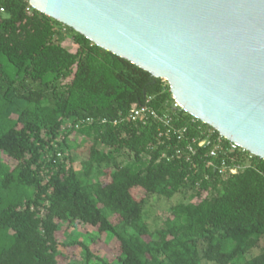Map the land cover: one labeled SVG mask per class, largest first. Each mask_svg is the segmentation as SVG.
I'll return each mask as SVG.
<instances>
[{
  "label": "trees",
  "instance_id": "trees-1",
  "mask_svg": "<svg viewBox=\"0 0 264 264\" xmlns=\"http://www.w3.org/2000/svg\"><path fill=\"white\" fill-rule=\"evenodd\" d=\"M0 9V152L15 163L0 159V264H58L59 249L76 245L84 264H234L259 247L263 160L246 151L210 156L218 138L225 150L230 142L173 109L164 80L27 0H0ZM147 100L167 124L127 120ZM222 166L238 171L223 175ZM152 197L175 199L161 220H147ZM75 224L114 240L115 261L75 240L59 244L56 234ZM239 264H264V248Z\"/></svg>",
  "mask_w": 264,
  "mask_h": 264
},
{
  "label": "water",
  "instance_id": "water-1",
  "mask_svg": "<svg viewBox=\"0 0 264 264\" xmlns=\"http://www.w3.org/2000/svg\"><path fill=\"white\" fill-rule=\"evenodd\" d=\"M164 80L189 116L264 161V0H27Z\"/></svg>",
  "mask_w": 264,
  "mask_h": 264
},
{
  "label": "rangeland",
  "instance_id": "rangeland-1",
  "mask_svg": "<svg viewBox=\"0 0 264 264\" xmlns=\"http://www.w3.org/2000/svg\"><path fill=\"white\" fill-rule=\"evenodd\" d=\"M63 46H65L69 51L74 52L76 50V46L71 43L69 39H65L63 42ZM79 139L69 138V143L73 144L75 142L78 143ZM99 149H103L102 146H99ZM81 148L76 149V152L79 153ZM0 159L7 163L10 166H14V162L7 158L4 154L0 152ZM110 171V168L107 169ZM132 194L136 198H141L143 196L142 191L133 190ZM193 194L188 191L183 194L184 200H188L189 195ZM175 202V199L166 200L160 199L156 197H152L148 200L145 206V213L147 216V220L151 221L152 217H157L161 220L164 215L167 213V209L170 205ZM201 200L197 198H193L189 200L188 203L195 204L200 203ZM107 234H99L95 228L82 226L81 224H75L74 227H70L69 229H62L56 234V239L59 244H67L71 241L75 240L88 248L91 254L97 256L101 259H104L108 262H113L118 256V246L114 242V240L106 237ZM264 248V239L260 240L259 247L253 251L249 255H245L244 257L235 259L233 261L234 264H239L246 260L250 255H255L258 253L260 249ZM62 253L60 252L57 256L58 264H84L85 260V251L82 247L79 246H69L66 248H61ZM89 264H99L95 261V259L90 260ZM205 264V263H203Z\"/></svg>",
  "mask_w": 264,
  "mask_h": 264
},
{
  "label": "built area",
  "instance_id": "built-area-1",
  "mask_svg": "<svg viewBox=\"0 0 264 264\" xmlns=\"http://www.w3.org/2000/svg\"><path fill=\"white\" fill-rule=\"evenodd\" d=\"M1 13H3V9H0V14ZM147 103H148V100L146 101L145 104H143L141 106L140 105L132 106L130 113L127 116V120H129V121H140V122L144 123L147 121L148 118H153V119H156L160 122H163L164 124H167L168 121L166 119H160L157 116V114L147 105ZM173 109H180L179 105L176 102H174V100H173ZM205 143H209V141L208 140L201 141V142H199L198 146H202ZM234 151L243 152L244 150L239 148L238 146L232 144V143H229L228 148L225 150L223 148L222 141L220 140V138H218L216 140V142L214 143L213 148L209 152V155L214 157V156H217L219 154V152L232 153ZM237 171H238V167L226 168L225 166H222L220 173H222L223 175H226L228 173L229 174H235Z\"/></svg>",
  "mask_w": 264,
  "mask_h": 264
}]
</instances>
